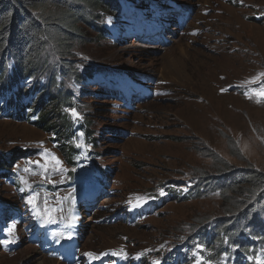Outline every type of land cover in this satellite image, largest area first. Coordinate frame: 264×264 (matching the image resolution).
<instances>
[{"label":"rangeland","instance_id":"rangeland-1","mask_svg":"<svg viewBox=\"0 0 264 264\" xmlns=\"http://www.w3.org/2000/svg\"><path fill=\"white\" fill-rule=\"evenodd\" d=\"M118 1V13L104 14L103 36L82 27L86 41H75L68 55L80 74L98 69L97 85L87 86L84 79L66 85L79 100L80 117L91 123L92 134L87 124L86 132L77 134V163L68 162L62 136L0 119V153H19L11 171L20 184L0 176V241L11 240L0 242V264H164L179 248L175 242L184 241L197 221L224 217L223 206L236 195L224 202L219 195L175 199L158 213L129 222L162 186L202 179L225 164L230 174L246 169L264 174V100L256 103L257 97L245 95L264 72V0H153L168 3L177 15L161 37L166 45L147 44L148 49L137 32L143 17L152 22L159 7L139 0L143 15L134 11L126 20L133 5ZM49 55L54 69L58 57L52 50ZM102 75L110 85L129 83L138 97L126 106L108 98ZM47 81L45 74L41 82ZM46 152L67 171H53ZM46 159L47 180L36 163ZM98 190L96 202L86 203ZM34 193L40 210L62 209L52 212L54 223L33 214L26 201ZM138 196L148 199L136 206ZM121 250L127 259L111 255Z\"/></svg>","mask_w":264,"mask_h":264},{"label":"trees","instance_id":"trees-1","mask_svg":"<svg viewBox=\"0 0 264 264\" xmlns=\"http://www.w3.org/2000/svg\"><path fill=\"white\" fill-rule=\"evenodd\" d=\"M113 10L119 12L118 0H0V119L5 120L9 111L7 121L27 122L56 137L62 136L71 166L78 151L72 142L74 120L66 110L77 111L79 100L66 85L84 79L88 86L96 80L98 69H85L80 74L68 55L72 54L75 41H86L84 28L103 36L104 14ZM51 50L58 57L55 56L58 64L54 69L49 64ZM45 74L46 85L41 82ZM61 77L66 78L60 81ZM85 124L88 135L92 134L91 123L85 120L80 125ZM17 156L19 153H0V176L20 186L16 173L11 171ZM215 160L224 162L217 157ZM219 169L202 179L195 176L185 184L168 182L162 186L165 195L159 196L160 209L175 199L192 201L219 195L224 202L228 195H236L231 204L222 205L224 217H205L196 222L184 241H174L180 246L169 253L164 264H188L192 248L201 241L209 251L219 254L227 241L230 246L245 248L251 245L248 232L256 236L264 233V174L247 169L230 174L226 164Z\"/></svg>","mask_w":264,"mask_h":264},{"label":"snow or ice","instance_id":"snow-or-ice-1","mask_svg":"<svg viewBox=\"0 0 264 264\" xmlns=\"http://www.w3.org/2000/svg\"><path fill=\"white\" fill-rule=\"evenodd\" d=\"M260 77H264V73H260V76L257 77L255 80L251 81V83H256L257 80H259ZM246 96H248L249 99H253V97H257L256 99V103H261L262 100H264V85H261L259 88H254L251 90V92H246L245 93ZM66 111H69L70 112V115L72 116L73 119H80V115L79 113L75 110V109H70V110H66ZM45 156L46 158H50L51 160V168L53 171H59L61 174H63L65 171H67L64 167H63V164L62 162L57 158L55 157L54 155H50L48 154L47 152L45 153ZM29 163H32V162H29ZM37 163V166L40 167L43 172L41 173V175H44V178L47 180L48 179V176L46 175V173H48L49 171V163H48V159H46V162L44 164H40L39 162H36ZM25 172H28L29 171V168H25L24 169ZM74 171V169H73ZM22 179V182L27 185L28 184V181L27 180H24L23 177L21 178ZM23 191V190H22ZM161 195H164L163 191H161L160 193ZM38 193H34L32 195H30L26 201L27 204H29L32 208V211H33V214L38 218V219H43V220H46L47 223H54L55 222V219L54 217L52 216V212L53 211H59V210H62V209H52V210H49L47 208H45L44 210H40L38 208V204H37V197H38ZM147 197H136L135 200H136V206H140L141 203L143 202H146L147 201ZM45 204H47V201L45 200ZM15 231V224L13 223L11 227L8 228V231H7V236L8 237H11L13 235ZM4 244H8L11 242L10 239H6L4 241H0ZM89 258L93 259V260H96V259H99V257L95 256L94 254L92 253H87L86 254ZM104 255H107V253H105ZM111 255L113 256H120L124 259H127V254L126 253H123V251L121 250L120 253H112ZM139 258V257H137ZM254 261H255V264H264V258H261L260 256H257L254 258ZM155 264H160L159 261H156Z\"/></svg>","mask_w":264,"mask_h":264},{"label":"bare ground","instance_id":"bare-ground-1","mask_svg":"<svg viewBox=\"0 0 264 264\" xmlns=\"http://www.w3.org/2000/svg\"><path fill=\"white\" fill-rule=\"evenodd\" d=\"M163 1H166V0H163ZM157 7H159L157 9V12H156V17L153 19L152 22H149L147 21V19H143V24L141 23V29H142V32L141 33H138L137 32V35H143L145 36L146 40L141 42V43H144L146 45H143L142 48L144 49H148V48H152V47H149V45L147 44H155V45H161L165 44V41H163L161 39V37L163 35H165L164 33L167 32L169 30L170 27H168V24L170 25L171 22H174L173 21V14L176 12L174 10H171L170 7H169V4L167 3L166 5H163L161 3L159 4H155ZM181 12L182 13H185L187 12L185 9L184 6H181ZM154 8V7H153ZM173 8V7H172ZM177 15V14H176ZM126 18V20H128L129 18H131L129 15H126L124 16ZM170 32V31H169ZM170 34V33H168ZM134 37V36H133ZM135 39V38H134ZM139 40H137L138 42ZM181 60V59H180ZM177 63V62H176ZM173 65V63H172ZM185 66V65H184ZM187 66V64H186ZM185 66V68H186ZM192 69V68H191ZM183 70V69H182ZM191 72V71H190ZM193 78V77H192ZM135 80V79H134ZM130 81V80H129ZM43 264H46L43 262Z\"/></svg>","mask_w":264,"mask_h":264},{"label":"clouds","instance_id":"clouds-1","mask_svg":"<svg viewBox=\"0 0 264 264\" xmlns=\"http://www.w3.org/2000/svg\"><path fill=\"white\" fill-rule=\"evenodd\" d=\"M261 85H264V77H262L258 82L253 84L251 88L253 89L259 88ZM247 236L251 242V245L248 247L245 246V257L243 256V253L241 250L236 251L237 247L239 246H235V247L230 246L227 241L225 244L224 250L223 251L218 250V253L221 251L219 254H216L215 252L210 250V255L208 257L210 260V263L211 264L213 263H217V264H255V262L251 260L249 257L250 249L252 247H259V244H261L264 247V233L261 232L259 236H256L252 234L251 232H248ZM207 250L209 251V249ZM244 259H245V262H244Z\"/></svg>","mask_w":264,"mask_h":264}]
</instances>
